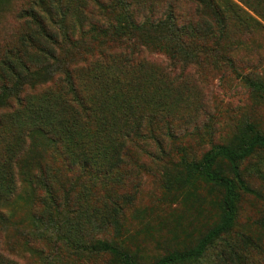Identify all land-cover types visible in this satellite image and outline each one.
<instances>
[{
  "label": "trees",
  "instance_id": "obj_1",
  "mask_svg": "<svg viewBox=\"0 0 264 264\" xmlns=\"http://www.w3.org/2000/svg\"><path fill=\"white\" fill-rule=\"evenodd\" d=\"M185 4L194 5L192 15ZM17 18L19 33L0 55V264H22L17 257L28 256L52 264L51 253L61 250L75 262L60 264L94 254L110 264H208L217 243L211 264H248L243 253H264L263 215L251 224L257 236L240 231L230 239L242 199H264L242 170L264 152V129L256 122L238 125L198 160L181 151L163 164L159 203L188 205L197 216L169 226L157 217L169 241H156L165 253L150 261L123 222L132 196L113 198L104 181L97 193L90 180H72L61 169L64 162L92 181L123 184L130 143L150 133L160 145L159 134L172 137L176 121L197 126L202 94L184 75L137 53H162L183 67L228 60L242 47L241 36L264 28V0H29ZM237 74L264 94L263 82ZM166 155L164 149L155 156ZM23 188L39 207L27 218L11 216L8 205ZM207 209L214 216L200 231L194 227ZM151 216L147 208L132 213L145 230ZM95 231L112 234L89 239Z\"/></svg>",
  "mask_w": 264,
  "mask_h": 264
},
{
  "label": "rangeland",
  "instance_id": "obj_2",
  "mask_svg": "<svg viewBox=\"0 0 264 264\" xmlns=\"http://www.w3.org/2000/svg\"><path fill=\"white\" fill-rule=\"evenodd\" d=\"M28 1L7 0L0 9V55L8 43L15 41L20 30L17 14L28 4ZM184 9L192 15L194 5L185 4ZM262 24L264 26V21ZM239 41L242 47L229 55L228 60L212 57L199 66L183 67L182 64L170 62V59L162 53L146 49L139 50L137 56L141 60L184 75L186 82L202 94L205 112L198 119L197 126L186 128L184 122H174L171 130L172 137L159 134L158 137L162 139L160 145L150 138V133L130 143L125 155V164L122 167V173L126 175L123 184L102 178L92 181L79 170H67L65 163H61L64 175L66 174L72 180H79L78 178H81V181L90 180L95 189L98 187L97 193L101 191L99 184L104 181V190L113 198H121L124 195L132 196V203L126 206L123 222L130 233L138 234L135 235L136 239L140 244H144L143 249L145 256L149 257L148 261L165 253L162 248L158 247L156 241H161L162 244L169 241L165 234L166 230L156 228L157 217L163 216L169 226L174 220L189 223L197 216V211L189 208L188 205H161L159 203L163 195L161 177L163 164L176 161L181 151H185L189 160L200 159L214 145L228 141L236 127L242 123L256 122L261 129H264V94L249 87L237 74L238 72L254 81L264 83V28L248 35L244 34ZM43 89L44 87H39L36 92ZM164 149L166 156L163 158L155 156L158 150ZM242 170L248 183L264 198V152L257 153L249 161L243 163ZM25 191L26 189L23 188L19 198H14L8 205L9 213L14 214L11 216L27 218L39 207L38 201L26 196ZM136 208H147L150 211L152 216L148 223H151V230H145L139 221L132 218V213ZM262 215L264 216V199L244 197L239 206L236 228L230 239L235 238L237 232L240 231H250L257 236L258 230L251 227V224L260 219ZM213 216V210H204L200 222L194 228H201L200 231H202L204 225L211 223ZM262 232L264 244V231ZM111 234V231L108 233L95 231L91 233L89 239H109ZM219 244L217 243L209 251L208 264L215 260L220 249ZM51 254L48 262L52 264H60L64 261L75 262L74 258L67 259L62 250ZM243 255L248 259V264H264V253L251 250ZM17 258L22 264H41L38 257ZM61 258L64 260L58 261ZM84 258L79 264H110L107 257L99 254L85 255Z\"/></svg>",
  "mask_w": 264,
  "mask_h": 264
}]
</instances>
